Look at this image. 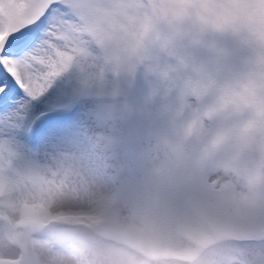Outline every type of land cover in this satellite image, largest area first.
Returning a JSON list of instances; mask_svg holds the SVG:
<instances>
[{
	"label": "rangeland",
	"instance_id": "1",
	"mask_svg": "<svg viewBox=\"0 0 264 264\" xmlns=\"http://www.w3.org/2000/svg\"><path fill=\"white\" fill-rule=\"evenodd\" d=\"M88 52L39 100L17 89L0 108V264H193L206 243L259 247L247 237L264 233L260 206L223 218L246 225L238 239L201 229L209 217L183 193L185 162L165 160V146L146 130L178 96L160 73L176 69L183 79L203 67L224 75L243 55L235 42L175 36L150 47L131 76L105 73L101 82L92 79L97 52ZM125 106L133 115L119 121L124 134L99 135ZM203 179H216L210 165Z\"/></svg>",
	"mask_w": 264,
	"mask_h": 264
},
{
	"label": "clouds",
	"instance_id": "2",
	"mask_svg": "<svg viewBox=\"0 0 264 264\" xmlns=\"http://www.w3.org/2000/svg\"><path fill=\"white\" fill-rule=\"evenodd\" d=\"M96 2L79 0L86 9ZM127 3L125 22H117L120 29L112 23L100 25L104 38H93L77 53L75 62L87 57L89 48L96 50L97 55L91 57L96 82L105 73L131 76L148 59L150 47H166L175 36L229 37L243 52L224 75L219 69L203 67H194L183 79L175 75L176 69L160 73L177 89V100L161 106L159 126L146 128L165 146V160L178 155L185 162L183 193L209 217L201 229L216 239H238L246 225L235 219L223 222V218L264 206V0ZM252 4L256 5L253 14L244 15L240 6ZM19 7L22 11L23 2ZM249 35L254 37L251 45L246 43ZM214 50L222 56L215 45ZM254 60L258 71L255 80H250ZM227 93L231 98H225ZM132 115L125 106L99 135L122 136L119 121ZM209 165L216 179L206 186L203 172ZM247 238L260 246L228 248L206 243L193 254V264H264V233Z\"/></svg>",
	"mask_w": 264,
	"mask_h": 264
},
{
	"label": "snow or ice",
	"instance_id": "3",
	"mask_svg": "<svg viewBox=\"0 0 264 264\" xmlns=\"http://www.w3.org/2000/svg\"><path fill=\"white\" fill-rule=\"evenodd\" d=\"M128 7L127 0H97L87 9L79 0H0V108L14 98L17 89L29 101L43 97L53 81L73 66L78 51L93 38H104L100 25L112 23L120 29ZM255 7L241 5L240 10L250 16ZM45 25L42 38L37 39ZM246 43L253 44L254 37L249 35ZM220 55L226 53L221 50ZM257 71L254 60L248 78L255 80ZM260 210L264 212V206Z\"/></svg>",
	"mask_w": 264,
	"mask_h": 264
}]
</instances>
